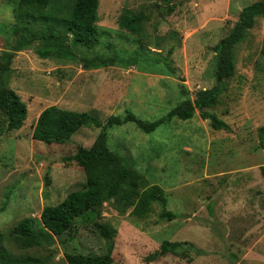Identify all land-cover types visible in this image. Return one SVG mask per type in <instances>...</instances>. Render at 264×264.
Segmentation results:
<instances>
[{"label":"rangeland","instance_id":"374dc122","mask_svg":"<svg viewBox=\"0 0 264 264\" xmlns=\"http://www.w3.org/2000/svg\"><path fill=\"white\" fill-rule=\"evenodd\" d=\"M256 1L99 0L100 41L126 58L138 55L139 61L128 68L84 70L79 61L39 57V40L14 51L21 35L15 26L35 31L46 26L17 22L18 0H0V64L8 67L0 71V83L27 108L23 126L0 136V244L9 255L25 264H67L65 254L73 250H105L106 240L89 223L79 225L75 239L66 244L52 236L48 241L44 237L41 246L24 248L11 235L25 218L42 233L43 208L83 187V169L67 157L78 147L89 148L100 130L88 125L63 144H46L32 138L39 114L56 106L90 112L103 125L125 111L148 122L162 118L181 101H193L198 91L215 85L217 48L240 11ZM126 12L137 15L138 34L119 27ZM73 51L84 56V50ZM263 51L261 18L235 47V72L222 83L217 106L207 110L227 129L214 130L197 110L192 118H174L151 134L132 123L108 129L109 149L141 174L143 188L157 185L165 194V201L155 202L142 218L131 214L132 207L122 211L112 202L103 203L96 221L116 231L112 264H146L144 257L163 241L188 243V258L168 254L149 264L264 263ZM163 211L175 219L161 217Z\"/></svg>","mask_w":264,"mask_h":264},{"label":"trees","instance_id":"16d2710c","mask_svg":"<svg viewBox=\"0 0 264 264\" xmlns=\"http://www.w3.org/2000/svg\"><path fill=\"white\" fill-rule=\"evenodd\" d=\"M98 2L99 0H73L59 5L57 0H18L20 11H14L16 21L17 19V22L23 19L26 22L40 21L46 28L35 31L28 26L21 28L15 26V32L21 35L14 45V51H21L33 41L39 40L41 43L37 49L39 57L79 61L84 70L111 66L128 68L137 65L138 55L126 58L127 56L116 51L112 45L100 41L96 27L99 21ZM261 18H264V0H258L244 7L229 34L221 40L217 48L215 85L210 89L198 91L193 101L190 99L181 101L158 120L144 121L132 112L125 111L124 116H110L103 125L90 112H76L56 106L45 108L39 114L33 128L32 138L36 141L63 144L82 127L92 125L100 130L89 148L78 147L74 155L67 157L83 169L85 175L83 187L70 192L56 205L43 208L40 215L42 233L36 230L32 219L25 218L20 221L11 231L16 242L24 248H29L35 245L41 246L44 237L48 241L55 236L64 238L62 243L66 244L75 239L79 225L89 223L94 231L106 240L105 250L101 254H87L73 250L65 254L66 263L112 264L113 239L116 231L111 226L96 221L103 203L112 202L122 211L132 207L131 214L142 218L150 213L155 202L165 201V194L157 185L143 188L141 174L129 167L120 155L109 149L108 129L132 123L142 133L151 134L174 118L181 120L192 118L196 110L203 120H209L214 130L227 129L225 122L208 113L207 110L217 106L222 93V83L230 79L235 72V47L244 41L256 21ZM137 20V15L126 12L120 17L119 27L138 34L140 27L136 23ZM98 48H102L106 53H99ZM74 49L84 50V56L75 54ZM158 60L159 58L154 61L158 62ZM7 70L6 64H0L1 72ZM0 114L3 117L0 136L4 132L19 130L27 118L25 103L15 91L2 83H0ZM261 171L264 178V167ZM161 217L175 219L174 214L166 211L161 213ZM189 247L191 248L186 242L163 241L158 250L144 257V262L153 263L168 254L187 259ZM0 264H25V260L9 255L0 244Z\"/></svg>","mask_w":264,"mask_h":264},{"label":"water","instance_id":"95a60500","mask_svg":"<svg viewBox=\"0 0 264 264\" xmlns=\"http://www.w3.org/2000/svg\"><path fill=\"white\" fill-rule=\"evenodd\" d=\"M250 264H264V263H260V262H257V261H249Z\"/></svg>","mask_w":264,"mask_h":264}]
</instances>
